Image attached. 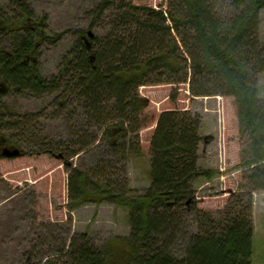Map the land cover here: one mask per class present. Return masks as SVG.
<instances>
[{"label":"trees","instance_id":"obj_1","mask_svg":"<svg viewBox=\"0 0 264 264\" xmlns=\"http://www.w3.org/2000/svg\"><path fill=\"white\" fill-rule=\"evenodd\" d=\"M215 2L218 0H173L169 12L123 4L106 38H91L88 32H78V44L64 57L58 74L50 79L39 74L34 56L41 46L54 45L62 36L56 40L45 36L46 19L29 25L32 18L20 16L19 22L9 26L0 17V36L13 41L12 51L0 47V79L20 96L56 97L61 111L68 104L61 96L74 92V97L85 101L89 116L98 127L110 120L121 124L110 126L105 132L114 148L118 132H123L126 125L133 127L132 132L141 128L135 118L146 110L147 101L139 98V90L166 83L169 75L177 77L172 81L176 84L187 83L190 69L192 97L234 98L241 130L251 139L253 157L240 166L250 169L248 181L254 190L264 192V106L252 83L255 71L264 72V51L259 49L257 40L264 0H235L236 10L240 8L241 12L228 20L215 16ZM112 6L111 0H105L97 14ZM155 74L159 80L149 79ZM200 78L216 89H209L199 82ZM46 112L13 115L5 125L0 122V130L6 129L4 135L0 131V139L17 147L36 141V149L41 152L27 156L48 154L58 159L60 152L68 158L62 162L70 172L68 198L73 210L104 201L130 210L129 238L113 239L100 249L87 244L74 249L73 245L67 254L71 264H252L253 202L245 207L238 201L233 203L232 218L228 216L223 222L204 217V212L194 207L196 183L201 179L212 181L217 175L200 168L201 123L195 114H162L151 144V186L135 197L129 192L126 179L124 184L120 182L114 166L97 172L96 178L108 177L107 182L106 178L104 182L97 179L103 182L99 184L68 163L81 147H86L87 137L81 133L70 144L50 140L48 145L39 128ZM2 118L0 115V121ZM128 156L139 158L135 150ZM111 178L118 183L112 184L108 181ZM191 200L193 203L189 204ZM194 212L200 217L194 218L196 234L185 235L190 237V244L184 256H171L169 250L184 237L183 231L187 232Z\"/></svg>","mask_w":264,"mask_h":264},{"label":"rangeland","instance_id":"obj_2","mask_svg":"<svg viewBox=\"0 0 264 264\" xmlns=\"http://www.w3.org/2000/svg\"><path fill=\"white\" fill-rule=\"evenodd\" d=\"M104 1L0 0V17L8 21L9 26L19 22L20 16L31 17L29 25L46 19L45 36L54 40L62 36L54 45L46 43L41 46L34 56L39 74L50 79L58 74L64 57L78 44V32L106 38L121 14L123 4L169 12L173 3V0H111L113 6L98 15L97 10ZM234 5L235 0H218L214 4L215 16L228 20L238 15L241 9L236 10ZM22 9L30 15H26ZM20 27V24L16 26L17 29ZM258 29L259 49L264 51V10L260 13ZM180 40L178 38V42ZM12 42L0 36L1 48L12 51ZM180 47L184 52L182 43ZM184 56L187 60L186 51ZM188 75L189 81L184 84L172 82L177 77L169 75L166 83L142 87L139 98L147 101V108L135 118L141 122V128L132 132L133 127L126 125L123 132H118L114 148L113 140L105 132L110 126L121 124L110 120L98 127L92 122L85 101L74 97V92L67 91L61 96L68 101L67 109L61 111L56 97L34 99L30 95L20 96L12 93L9 83L0 79V115L3 117L0 122L5 125L13 115H39L47 111L39 127L47 144L50 140L70 144L81 133L87 137L86 147H81L68 163L74 169L90 175L99 184L105 178L107 182L108 177L96 178L97 172L100 169H113L114 166L121 176L120 182L126 179L129 192L137 197L151 186V144L162 114H195L202 128L199 147L201 168L219 175L213 181L201 180L196 183L194 207L198 212H204V217L223 222L228 216L232 218L235 211L233 203L238 201L245 207L250 201L253 202L252 264H264V193L254 190L248 181L250 169L240 166L245 160H253L250 136L241 130L234 99L223 96L192 98L190 69ZM149 79L156 81L160 77L155 74ZM199 82L207 86L205 78H200ZM252 83L264 106V72L255 71ZM0 131L4 135L6 129ZM36 144V141L22 143L20 146L23 147L24 157L20 159L0 158V264H71L67 254L73 245L74 249L86 244L100 249L113 239L129 238L130 210L107 201L73 210L68 199L69 171L60 160L48 154L27 156L41 152L39 148L36 149ZM131 150L138 152L139 158L133 156L129 159ZM58 155L59 159L68 160L60 152L56 157ZM108 181L118 183L113 178ZM194 218L200 217L194 212L186 226L187 232L183 231L184 237L179 238L169 250L171 256H184L190 244V237L185 235L196 232Z\"/></svg>","mask_w":264,"mask_h":264},{"label":"water","instance_id":"obj_3","mask_svg":"<svg viewBox=\"0 0 264 264\" xmlns=\"http://www.w3.org/2000/svg\"><path fill=\"white\" fill-rule=\"evenodd\" d=\"M2 156L9 159H17L21 156V153L18 149H6L4 150Z\"/></svg>","mask_w":264,"mask_h":264},{"label":"flooded vegetation","instance_id":"obj_4","mask_svg":"<svg viewBox=\"0 0 264 264\" xmlns=\"http://www.w3.org/2000/svg\"><path fill=\"white\" fill-rule=\"evenodd\" d=\"M7 146H8L7 144H4L3 141L0 140V152H1V150L6 148Z\"/></svg>","mask_w":264,"mask_h":264}]
</instances>
